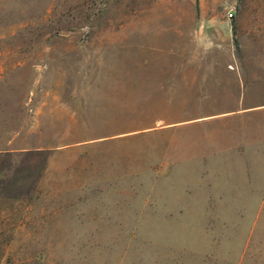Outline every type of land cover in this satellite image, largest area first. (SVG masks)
<instances>
[{
  "label": "rangeland",
  "instance_id": "1",
  "mask_svg": "<svg viewBox=\"0 0 264 264\" xmlns=\"http://www.w3.org/2000/svg\"><path fill=\"white\" fill-rule=\"evenodd\" d=\"M216 13L249 100L192 61ZM260 105L264 0H0V264H264Z\"/></svg>",
  "mask_w": 264,
  "mask_h": 264
},
{
  "label": "crops",
  "instance_id": "2",
  "mask_svg": "<svg viewBox=\"0 0 264 264\" xmlns=\"http://www.w3.org/2000/svg\"><path fill=\"white\" fill-rule=\"evenodd\" d=\"M202 28L206 34L201 35ZM197 31V32H196ZM193 42H197L198 47L202 46L201 51L192 53V61H195L200 56L204 60H208L211 63L212 77H216L213 72L220 69L223 74L220 76L225 78L214 79V83L221 86L230 85L235 90V97L233 100L242 101L249 100L247 96L244 80V73L242 66L247 63H255L259 60V54L253 53L247 50L245 44L240 40V37L233 36L232 27L224 19L221 13L216 14H200L196 29L193 30ZM197 55V56H196ZM264 110V105L257 107L247 108L242 113H248L253 111ZM16 137L6 140L3 145H10L16 143ZM236 148V147H233ZM34 150H42L41 148H35ZM22 152L25 149H6V147H0V153L8 152ZM252 163V162H243ZM256 163V162H253ZM0 176V181H1ZM6 199L0 197V203H5Z\"/></svg>",
  "mask_w": 264,
  "mask_h": 264
},
{
  "label": "trees",
  "instance_id": "3",
  "mask_svg": "<svg viewBox=\"0 0 264 264\" xmlns=\"http://www.w3.org/2000/svg\"><path fill=\"white\" fill-rule=\"evenodd\" d=\"M162 122V121H161ZM127 122H123V121H118V122H116L114 125H115V127H117V128H115V130H114V132H113V134L112 135H118V134H122V133H127V132H129L126 128L125 129H123V128H120V127H122L124 124H126ZM119 127V128H118ZM153 128V126H151L149 129L151 130ZM151 131H153V130H151Z\"/></svg>",
  "mask_w": 264,
  "mask_h": 264
},
{
  "label": "built area",
  "instance_id": "4",
  "mask_svg": "<svg viewBox=\"0 0 264 264\" xmlns=\"http://www.w3.org/2000/svg\"><path fill=\"white\" fill-rule=\"evenodd\" d=\"M227 16H228V17H231V13L229 12V13L227 14Z\"/></svg>",
  "mask_w": 264,
  "mask_h": 264
}]
</instances>
